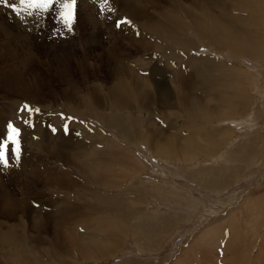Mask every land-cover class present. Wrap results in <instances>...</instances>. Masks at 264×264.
<instances>
[{"label": "rangeland", "instance_id": "rangeland-1", "mask_svg": "<svg viewBox=\"0 0 264 264\" xmlns=\"http://www.w3.org/2000/svg\"><path fill=\"white\" fill-rule=\"evenodd\" d=\"M203 1L199 0L198 4H201L199 9L197 7L193 9L200 20H207L208 17L228 19L226 14L231 10L235 11L229 0H205L208 4L206 6L202 4ZM169 2L109 0L105 4L103 0H78L71 32L63 29L56 19L58 6H54L50 12L32 17L25 14L23 22L10 9L0 6V46L4 43L0 51L4 57L3 65L12 64L4 55L15 53L17 56L13 62L19 61L18 66L20 64L22 67L20 74L24 80H28L26 88L34 90L30 94L24 93L23 96L17 92L0 90V106L3 107L1 113L9 115L3 119L6 121L4 124L11 121L21 129L22 144L19 165L13 163L7 169L0 167V264H181L185 259H189L192 264L200 262L201 256L198 254L200 247L194 243L203 233L213 237L215 243L210 245L214 247V251L223 248L226 243L222 240L223 235L222 238L219 236L216 238L213 229L227 227L231 220L225 222L223 219L232 212L239 216L240 220H234L238 224L243 223L244 232L249 230L246 232L248 242L255 237L250 232L249 223L256 208L254 206L252 211L247 204V207L244 206L243 202L246 203L251 197L257 199L264 195V29L263 34L256 36L257 43L254 40L251 42L254 45V48H251L253 53L233 55L236 58L234 59L229 50H218L200 35H195L192 27L190 28L189 19L180 13L179 17L189 27L187 31H183V35H186V39L191 37L194 43L192 47L185 48L174 44L172 39L159 37L156 31L152 33L146 26L150 22L154 23L156 20L154 16L160 15V11L170 7ZM179 2L190 7L193 5L191 0ZM250 2L253 4L257 0ZM262 2L259 9L263 11L261 19H264V0ZM101 8L103 11H100ZM211 12L216 16L209 15ZM246 13L247 11L243 13L244 20ZM124 17L132 22L131 25H123L117 29L115 21ZM161 21L162 19L156 20L155 24ZM162 25L171 29L167 24ZM261 25H264V20ZM254 29L256 27H250L247 31L255 33ZM137 41L150 43V50H137ZM109 49L118 53L121 59L133 52L131 62L137 59L142 61L143 56H146L149 65L142 70L143 74L147 71L146 76L150 75L153 68L165 71L157 77L156 82L160 84L158 91L163 90L162 79L167 78L174 86L179 83L172 82L173 79L180 78L177 72H186L187 85L181 82L182 85L179 86L188 88L192 91L191 94L196 96L191 106H197L198 98H202L198 105L203 106V114L187 115L188 108L193 107L187 101L178 104H175V100L156 103L155 112L145 108L140 110L134 106L130 109L129 107L120 109L122 106L120 105L117 110L112 111L114 115L121 114L124 115L123 118L130 116L132 125H148L147 128L140 127V130L132 134L108 127L109 111L97 102L94 104H91L92 100L88 102L85 95L87 90L84 87L87 85L91 88V84L95 82L96 79L91 75L92 70L96 66L99 67L101 60L106 59L102 52ZM204 60L215 62L212 67L207 66L210 69L208 72L202 68L205 65ZM59 67L65 70L64 77H52ZM228 70L234 75L233 78L227 76ZM105 73V69L99 71L96 83L104 84ZM235 74H241L243 80L241 76ZM65 78L72 79L78 88V93L71 96H82L83 101L88 102L87 106L71 108L68 103L66 104L63 94L68 84ZM42 79L51 85H41ZM35 86L39 88L38 91L35 90ZM105 86H108V82ZM48 91L52 95L56 93L58 97L52 98ZM25 103L41 110L40 114L34 117V124L44 126V133L37 131L36 126L28 127L23 124L20 116L27 117V113H19V109ZM174 109L180 110V115L170 114ZM210 109H213L211 111L213 114L208 112ZM164 110L171 111L166 114L162 112ZM192 111L194 110L190 112ZM62 115L72 119H62ZM65 124L69 130L67 134L71 136L66 140L61 138L60 141L68 143L69 140L70 143L71 140L80 137L81 141L84 139V142L88 143L89 151L87 150L86 154L91 153L93 147L90 145L96 142L94 146L97 145L99 151L89 155L93 161L100 160L101 172L120 177V182L116 181L114 185L108 187L98 182L97 184L92 180L96 177L92 174V167H87L85 171L83 164L72 156L67 163L64 160L60 161L56 156L52 157L53 159L50 156L45 158L46 152L41 151L42 147L39 150L35 144L43 143L48 135L54 140L52 144H55L56 136L60 135L58 133L61 128L64 130ZM149 127L164 129L159 130L164 133H158L162 137L158 136L164 139L158 143L163 145L173 143L177 154L162 155L158 144H153V139H146V134H150ZM5 133L3 131L0 138H4ZM24 136L28 138L24 139ZM31 139L34 141H30ZM212 141L215 144L210 150H205L210 147ZM188 142H195V145L192 146ZM43 144L50 145L46 142ZM191 148L195 149V156L188 155ZM64 151L68 152L65 149ZM118 153L136 157L138 163L130 164L138 167L137 172L135 170L130 172L132 168H128L127 165L121 166L115 158ZM123 154H120V159H124ZM61 165L64 168L60 167ZM45 167L51 168L53 172L67 171L71 174L67 179L69 181L72 179L71 181L75 183L70 184L69 189L57 185L47 187V184L44 185V179L39 178L45 173ZM101 172L100 176L97 175L98 181ZM66 203L76 209L75 214L65 216L64 219L48 216V212H52V216H57L53 214ZM31 205L34 209L29 213L25 206ZM94 207L98 209L96 208L93 216L88 210ZM77 209H82L83 213L77 214ZM111 216L126 228L125 245L115 255L100 260L81 258L77 253L80 243L76 240L99 232L88 225L89 221L91 224L98 218L110 219ZM260 230L261 241L264 226ZM192 245H195L193 249ZM259 250L260 246L255 247V256ZM186 254H190L189 257ZM190 256L193 259H190ZM218 259L213 264H221Z\"/></svg>", "mask_w": 264, "mask_h": 264}, {"label": "bare ground", "instance_id": "bare-ground-1", "mask_svg": "<svg viewBox=\"0 0 264 264\" xmlns=\"http://www.w3.org/2000/svg\"><path fill=\"white\" fill-rule=\"evenodd\" d=\"M168 1H170L169 2L170 7H168L169 5L167 6L168 9L164 6L166 9L160 11L159 12L160 15L154 16V14H153L154 18H156L157 21L162 19L161 23L159 22V24H155L156 20H154V18H153L154 23H152V24H154V25H152L150 22V24L148 23L146 26L151 32L156 31V34L158 33L159 37H165L167 40L172 39L173 43L177 44L179 46L189 48V47H192L194 45L191 37L186 39L185 38L186 35H183V31H187L189 29V27L179 17L178 14H180V13H182L187 19H189L190 28L192 27V30L194 31L195 35L196 34L200 35L203 40L209 41L218 50H224V49L229 50L231 52L232 56L233 55H243V54L253 53V50L251 49V48H254L253 47L254 45H252V43H251L252 40H254L257 43L256 36H258V34H263L262 30L264 29V25L263 26L261 25V23L264 20V19H261V17L263 18V16H261L262 15L261 13L263 11L259 9V8H261L263 0H257V2H255L253 4L250 2V0H229L232 3L231 4L232 9H235L236 13H235V11L231 10L230 13H228V14L225 13L227 15L228 19H226V17L224 19H222L220 17L217 19H215L213 17H208L207 20H204V19L200 20L196 11L193 10L196 7L198 9H199V7H201V4L200 3L198 4L199 0H191V2L193 3L192 7L187 6L185 4H182L181 2H179L180 0H168ZM200 2H202V0H200ZM202 4L205 6L208 5V4H206L205 0L203 1ZM123 7L125 8L127 6H123ZM131 7L132 6H130V8ZM220 8H221V6H220ZM147 10L148 9H146V11ZM244 11H247V13L245 14V20L243 19L244 18V16H243ZM141 13H140V15H141ZM144 13H147V12L144 11ZM140 15H139V17H140ZM209 15L216 16L215 13H213V12H211ZM162 24H167L171 29L167 28L166 26H164ZM244 25H245V27H244ZM250 27H256V29H254L255 33L254 32L252 33L251 31L250 32L247 31V29H249ZM12 31H13V29H12ZM15 34H14V36H15ZM259 38H262V37H259ZM137 43H138L137 50H140V51H142V50L147 51L148 49L150 50V47H149V46H151L150 43L143 42V41H137ZM3 47H4V43L0 46V49H2ZM256 48L257 47H255V49ZM113 49H114V51H116L115 48H113ZM112 51H113L112 49H109V50H105V52L104 51L102 52L103 56H105L106 59L101 60L99 67L96 66V68H94L92 70V73H91L92 77L96 79L95 82H93V84H91L92 85L91 88H88L87 85H85V87H84L87 90V93H85V95L87 96L86 100L88 102H90V100H92L91 104H94V102H97V104H101L102 106L106 107L107 110L109 111L107 113V115H108L107 116L108 127H112L115 130L117 129L120 132L125 131V132H129V133H132V132L134 133V131H136L138 129L140 130V127H146L147 128L148 125L147 126H141V124H139V126L132 125L131 124L132 120H130L131 119L130 116L123 118L124 115L122 116L120 114L119 115L120 117L117 115H114L112 113V111L117 110L118 106H120V105H122L119 107L120 109L121 108H127V107H129V109H130V108H132V106H134V107H138L140 110H143L145 108V109H150L151 112L152 111L155 112L154 106L156 105V103L165 102V100L167 103L172 101V100L173 101L175 100V104H178L181 101L189 102L190 106H191V104H193L192 101L195 100L196 96H193L191 94L192 91L188 90V88L186 89L182 86H179L181 84V82L185 83L187 85V81H185V80H188V76L186 75V72H184V71L177 72L179 74L180 78L179 79L175 78V79H173L172 82H175V83L179 82V83H177V85H174V86H173V84H170L167 81V78L162 79L161 81L164 82V83H162L163 90L158 91L160 84L158 82H156L157 77L164 74L165 71H160V70H158L159 68L158 69L153 68L152 71L150 72V75L146 76L145 74L147 73V71L145 74H143V71H142L144 68H146L147 65H149V62L147 61L148 59L146 58V56H143L142 61L137 59L138 58L137 57L136 58L137 61L135 60V61L131 62L130 61V59L132 58L131 53H133V52L127 54L126 56H124L123 59H121V57L118 55V53H116V52L114 53ZM13 54H15V53H13ZM13 54L9 53V55L8 54L4 55L6 57V59H8L10 62H12V64H9L10 67L13 68V69H11L8 64L3 65L4 64L3 63L4 57L0 51V64H1V66H0V83L2 84V85H0V90H3L4 92H8V91L17 92V94L21 95V96H23L24 93L30 94V93L34 92V90L26 88L28 80H24V78H22V76L20 74L22 72L20 70L22 67L20 66V64L18 66L19 61L13 62L17 56L16 54H15V56ZM233 58L236 59L234 56H233ZM144 61H146V63H144ZM204 61H205V65L202 68H204L205 71L208 72V71H210V69L207 66L212 67L213 64L215 65V62H213L212 60H204ZM21 63H22V61H21ZM129 64H131V65L133 64V65L130 66ZM85 65H92V64H85ZM102 69H105V71H106V73H105L106 78L104 79V84H102V83L98 84V83H96V81L98 80L97 76L99 74V71H101ZM145 70H147V69H145ZM201 70H199V71H201ZM63 71H65L63 69V67L57 68L56 74H54V76H52V77H60V78L64 77ZM203 73H204V71H203ZM226 74L230 78H233V76H234L232 74V72L229 70ZM236 74H238V73L236 72ZM39 76H41V75L39 74ZM236 76L242 77L241 74L236 75ZM92 77L90 76V78H92ZM65 80L68 84L67 85L68 88L66 89V91L63 90L64 91L63 97L66 98V100H65L66 104L68 103L71 108H73L74 106H77L78 108H82L84 105L87 106L88 102L87 103L84 102L82 96H80V97L71 96L72 94L78 93L77 92L78 88H76L77 86L72 81V79H66L65 78ZM87 80H91V79L87 78ZM241 80H243V77ZM40 81H41V83L39 81L38 82L41 85H47V86L51 85V83L46 81L45 79H42ZM107 82H108V86L106 87L105 83H107ZM87 84L89 85V82ZM35 90L38 91L39 88L37 86H35ZM50 91H51V89H50ZM50 91H48V92H49V95L52 96V98L58 97V95L56 93L54 95H52L50 93ZM191 95H192V99H191ZM69 96H71V97H69ZM38 99H39V97H38ZM198 99H199L198 104H200L202 98H198ZM60 104H62V103H60ZM198 104H197V106L192 105L193 106V107L191 106L192 108H188L189 110H188L187 115H189V114L190 115L195 114L194 116L202 115L204 108H203V106L198 105ZM182 105H183V103H182ZM182 105H180V106H182ZM186 105H188V104L186 103ZM234 105L237 106L236 103ZM184 107H185V105H184ZM174 108H177V107L174 106ZM180 109H182V108L180 107ZM2 110H3V107L0 106V134H2L3 131L6 132V125L4 124V122L6 123V121H3V119L5 120L6 118L9 117V115L7 116L4 114H3L4 115L3 116L1 113ZM191 110H194V111L190 112ZM212 110L210 109V110H208V112L210 111V113H211ZM169 111H171V110H169ZM169 111L164 110L162 112L168 114ZM179 112H180V110L174 109L170 112V114L174 113L176 115H180L181 112L180 113ZM211 114H213V113H211ZM133 119H134V117H133ZM74 125L77 127L79 126L77 124H74ZM36 127H37V131H39L40 133L45 132L44 126H42L41 124H38ZM149 128L150 129H148V132L150 134H146V139H148V140L153 139V144H158V148H160L159 150L162 152V155H166V154L171 155L172 153L177 154L175 152L174 147H173V143L169 142L166 145H163L162 143H158V142L162 141V139H164V138L160 139V137H162V136H160L158 133H164V132L159 131V130H164V129H158V128L152 129V127H149ZM72 131H70V132H72ZM58 134H60V135L56 136L57 139H55V140H57V141L55 142V144H52L54 142V140H53V138H50L49 135L46 138H44V140H43V143L46 142V143L50 144L49 146L46 144H43V143L35 144V146H37L39 148V150L42 147L41 151H44V153L46 152L47 155L42 153L43 155H45V158H46V156H50L51 158L56 156V158L59 159L60 161L64 160V162L67 163L68 160L70 159V157L72 156L73 159L76 158L79 162H81L83 164V166L85 167V171H87L86 170L87 167H92V174L96 177L94 178L92 175L93 179L92 178L91 179L95 180L96 183L98 182L100 184H103L105 187H108V186L114 185L116 181L120 182V180H119V179H121L120 177H116L113 174L111 175L108 172H101L102 170H100V168H102V167L100 166V164H101L100 160L96 159V161L94 160L95 161L94 162L92 157L89 155L92 152H98L99 151L97 148L98 146L97 145H96V147L94 146V144L96 142L94 144L92 142V144L90 145L91 148L93 147L90 150L91 153L86 154L85 152L88 150V148H87L88 143L84 142V139L81 141L80 137H79V138H76L75 140H71L70 143L68 140V143H67V142H62L60 140H61V138H64L66 140L67 138H69L71 136V134H65V132H64V130H62V128H61V130H59ZM62 134H64V135H62ZM87 135L88 134H86V136ZM123 135H125V134H123ZM153 135H155V136L153 137ZM26 138H28V137L24 136V139H26ZM30 141H34V140L31 139ZM192 142H188V144H191L192 146H194L195 142L194 143H192ZM32 143H34V142H32ZM42 144H43V146H42ZM214 144L215 143L212 141V143H210V147L208 146L209 148L207 147L205 150H210V148ZM112 148H113V146H112ZM64 149L67 150L68 152H65ZM120 154H123V153H118L115 155L116 161L120 162L121 166L127 165V167L129 166L128 168H132V169H130L131 170L130 172H132L134 170L137 172L138 167H136V165H134V164H132V165L130 164V163H136V164L138 163V160L136 159V157L131 156L129 154H123L124 159H120L121 158ZM188 155L195 156L196 155L195 149L191 148V153ZM109 159L110 158H108V160ZM129 159L135 160V162L131 161ZM78 166H80V165H78ZM60 167H63V165H61ZM107 167L105 169H107ZM88 171H89V169H88ZM33 172H34V170H33ZM99 172H101L100 173L101 178L98 181V179H96V178L98 177L97 175H99ZM29 174H27V175H29ZM123 174H125V173H123ZM68 175H71V174H69L67 171L53 172V170L51 168H46L45 173L42 174V176H41L42 178L41 177H39V178L42 180L44 179L43 180V181H45L44 185L47 184V187H49V188H52V186L54 187L56 185L59 186L60 188H68L69 185L74 182V181H71L72 179L70 181L67 179ZM39 183H41V182H39ZM119 184H121V183H119ZM81 186H82V184H81ZM80 188H82V187H80ZM71 189H72V187H71ZM110 198H113V197H110ZM253 198L254 197L249 198L246 201V203H245V201L243 202V205L246 206V204H247V206L252 211H254V206L256 208V210L254 211V215H252L253 217L251 216V220L249 223V225L251 226L250 232L253 235H255V237L252 238V241L248 242V238L246 237V232L249 230L244 232V228L242 227L243 223L238 224L234 220V219H239V216H237L236 214H233V212H232L230 214V216L223 219L225 222L231 220V222L229 224L227 223L228 224L227 227H224V228L215 227L213 229V232L215 233L216 238L218 236L220 238H222V235H223L224 239L222 238V240H224V242L226 241L223 248L222 249L220 248L217 252L214 251V249H213L214 247L210 245L212 243H215V241L213 240V237L210 236V234L203 233L201 238L198 239L197 241H195V243H194L200 247L198 254H200V256H201L200 262L199 261L193 262L194 264H213V262H216L218 257H219L218 260L221 261V264H253V261H255L254 264H264V236H263V239L260 241V234H261L260 229H262L264 226V195L257 197V199H253ZM98 199H99V197H98ZM80 200H79V202H80ZM52 201H51V204H52ZM113 202L114 201H112V203ZM53 203H55V202L53 201ZM86 205H87V203H86ZM115 207H116V205H115ZM25 208H28L27 210L29 213H31V211H33V209H34L32 205L29 207L25 206ZM96 208L98 209V207H96ZM96 208L95 207L91 208L88 210V212L92 213V215H93V213H95L97 210ZM105 209H106V207H105ZM108 209H109V207H108ZM46 211H47V209H46ZM75 211H76V209H73V207L71 208V205L69 206V203H66L62 209L61 208L58 209L56 214H53V215H57V216H52L51 215L52 212L51 213L48 212L47 214L49 217H53L55 219L57 217L64 219L65 216H68L70 214H75ZM77 212H78L77 214H82L83 210L77 209ZM96 214L98 215V213H96ZM101 215H102V213H101ZM48 216H47V218H48ZM70 216H72V215H70ZM81 222H82V217H81ZM119 222L120 221H118L117 219L113 220L112 216L110 219H104V217L98 218L95 220V222H91V224L89 221L88 225H90L93 229H95V228L98 229L99 232L98 233H92V235H90L88 237H85L82 239L78 238L76 240L80 243V247L78 248V251H77V253L80 255V257L83 259L89 257L90 259L100 260L102 258H105L106 256L115 255L116 253H118L120 248L123 245H125L126 240H127L126 228H124V225L122 223H119ZM87 223H88V221H87ZM80 224L82 226V223H80ZM77 227H78V225H77ZM10 233H13V232H10ZM159 233H161V232H159ZM10 235H8V237ZM250 236H251V234H250ZM194 246L195 245H192L191 248L193 249ZM214 246H215V244H214ZM257 246H260V250H259V253L255 256L254 250H255V247H257ZM16 247L18 250V246H16ZM193 252L195 253L196 251H193ZM202 252H203V255H202ZM212 254H213V256H212ZM186 255H187V257H189L190 254H186ZM211 256H212V258H211ZM190 259H193V258H191V256H190ZM253 259H255V260H253ZM202 261H203V263H202ZM181 264H191V262L189 259H185L183 262H181Z\"/></svg>", "mask_w": 264, "mask_h": 264}, {"label": "snow or ice", "instance_id": "snow-or-ice-1", "mask_svg": "<svg viewBox=\"0 0 264 264\" xmlns=\"http://www.w3.org/2000/svg\"><path fill=\"white\" fill-rule=\"evenodd\" d=\"M105 4L109 0H103ZM78 0H0V6L7 7L17 17H32L41 13H47L53 10L54 6H58L56 19L68 32L73 30L76 16ZM103 11V8L100 9ZM131 21L124 17L115 21V27L120 29L123 25H131ZM41 110L33 108L27 103L23 104L19 109V113H27V117L20 116L23 124L28 127H34V117L39 115ZM62 119L71 120V117H63ZM53 132L56 130L53 128ZM65 134L68 132L67 124L64 126ZM79 135V133H77ZM22 154L21 129L9 121L6 124V133L4 138H0V167L7 169L14 163L16 166L20 163Z\"/></svg>", "mask_w": 264, "mask_h": 264}]
</instances>
